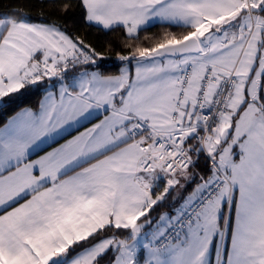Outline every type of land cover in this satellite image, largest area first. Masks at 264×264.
Returning <instances> with one entry per match:
<instances>
[{"label": "snow or ice", "instance_id": "obj_1", "mask_svg": "<svg viewBox=\"0 0 264 264\" xmlns=\"http://www.w3.org/2000/svg\"><path fill=\"white\" fill-rule=\"evenodd\" d=\"M50 7L0 14V264H264V0Z\"/></svg>", "mask_w": 264, "mask_h": 264}, {"label": "trees", "instance_id": "obj_2", "mask_svg": "<svg viewBox=\"0 0 264 264\" xmlns=\"http://www.w3.org/2000/svg\"><path fill=\"white\" fill-rule=\"evenodd\" d=\"M54 0H0V14L9 13L11 14L13 9L20 8V10L27 12L31 16L35 17L41 11L45 15L55 18L58 13L50 7V4ZM71 23V19L68 21ZM165 28H169L168 25L156 24L153 27L147 29L140 33L141 38L145 36H155L161 33ZM171 31H183L180 28H170ZM72 31L76 34L83 36L86 42L92 43L97 47V51H101L107 57L103 60L102 64L106 73H116L118 72L120 62L116 59L115 54L122 50V45L120 40L123 38L124 34L122 31L117 32H100L95 27L89 28L86 24L79 23L72 28ZM112 45V50H108V44ZM40 99L39 93H31L25 98V102L31 106H35ZM22 106V105H21ZM18 110L16 105H9L6 110H0V126H2L7 118L11 116L15 111ZM194 187V185H192ZM191 191V187L188 189ZM162 209H157V212ZM156 213H153L155 215Z\"/></svg>", "mask_w": 264, "mask_h": 264}, {"label": "crops", "instance_id": "obj_3", "mask_svg": "<svg viewBox=\"0 0 264 264\" xmlns=\"http://www.w3.org/2000/svg\"><path fill=\"white\" fill-rule=\"evenodd\" d=\"M116 73H117V72H116ZM108 74H112V73H108ZM113 74H115V73H113ZM13 114H14V113H13ZM13 114H12V115H13ZM7 119H8V118H7ZM6 121H7V120H6ZM6 121H5V122H6ZM41 154H42V153H41ZM33 158H35V157H33Z\"/></svg>", "mask_w": 264, "mask_h": 264}]
</instances>
